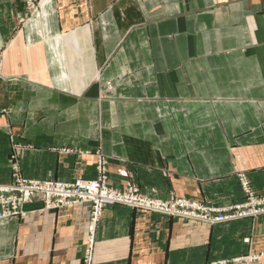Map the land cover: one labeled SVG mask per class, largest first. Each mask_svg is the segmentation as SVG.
Wrapping results in <instances>:
<instances>
[{
  "label": "crops",
  "instance_id": "crops-1",
  "mask_svg": "<svg viewBox=\"0 0 264 264\" xmlns=\"http://www.w3.org/2000/svg\"><path fill=\"white\" fill-rule=\"evenodd\" d=\"M23 13V0H0V184L9 130L31 145L28 179L95 180L101 153L110 186L149 197L240 203L239 174L264 192V0H48L18 29ZM29 209L0 221V264H80L92 205ZM248 250H264V216L210 225L111 205L93 264Z\"/></svg>",
  "mask_w": 264,
  "mask_h": 264
},
{
  "label": "rangeland",
  "instance_id": "rangeland-1",
  "mask_svg": "<svg viewBox=\"0 0 264 264\" xmlns=\"http://www.w3.org/2000/svg\"><path fill=\"white\" fill-rule=\"evenodd\" d=\"M33 1L34 3H31ZM48 0H23L24 13L18 18L17 28L23 29L25 24L31 18V16L37 12ZM3 75L0 72V79ZM15 79L13 77H7L8 84H14ZM9 113V109L6 106H0V115H6ZM7 145H8V179L7 182L0 184V221L21 220L26 217L31 210L29 206L40 204L41 209L44 210H57L65 207L76 206L79 204H91L92 215L88 227V238L85 243L84 259L87 255V249L89 248L91 240V227L94 224L96 217V201L95 200H83V197L90 194L88 188L95 187L99 194L107 192L108 194L118 193L122 196H129L133 200L135 205H127L122 202H116L114 204L106 205H122L128 206L134 209L146 210L156 214H163L174 218H181L188 221H196L210 225L229 224L239 220H256L264 216V192H259L249 181L245 174H239V181L243 191L244 199L240 203L232 205H214L205 204L197 200L187 199L183 197H177L174 195L169 196L167 199H159L158 197H149L143 193L142 189L136 184H130L125 189L113 188L109 185V172L108 162L105 156L101 153L97 154V178L95 180H83L79 179L74 182L66 183L54 180H36L26 178L20 168L19 154L20 150L31 147L30 144H23L15 139V136L11 131L7 133ZM80 184L84 187L80 188ZM88 187V188H85ZM72 193L70 197H65L62 192ZM56 192L53 194V192ZM52 192V193H50ZM92 192V191H91ZM100 198H97L99 201ZM190 201L195 206L199 207L197 211H190L187 215H169L159 211H153L151 209L162 208L164 210H171L172 208H179L181 201ZM59 204V206H57ZM62 204V205H61ZM105 206V207H106ZM104 207V208H105ZM151 209H147V208ZM100 213L98 220L96 221V227L99 223L103 210ZM212 210L214 211L212 213ZM211 211V212H210ZM182 212V208H181ZM207 212V213H206ZM184 213V210L183 212ZM206 213V214H205ZM204 215V216H202ZM208 215V216H205ZM206 217V218H205ZM207 219V220H206ZM247 244H250L249 238ZM95 247V234L93 238L92 257L94 256ZM222 260H262L264 263V250L260 252H253L248 250L246 254L233 256ZM221 261V260H220Z\"/></svg>",
  "mask_w": 264,
  "mask_h": 264
},
{
  "label": "built area",
  "instance_id": "built-area-1",
  "mask_svg": "<svg viewBox=\"0 0 264 264\" xmlns=\"http://www.w3.org/2000/svg\"><path fill=\"white\" fill-rule=\"evenodd\" d=\"M30 2L34 3L33 1H30ZM83 187H84V185L80 184V188L79 189H81ZM85 188H88V187H85ZM88 189L90 190V194L84 196L83 200H85V201H87V200H95L96 203L98 202L96 204V212H95L97 214H96V217H94L95 221H94V224H92V227H91V240H90V244L91 245L87 249V255H86L85 260H82V262L80 264H93V260H91L92 249H93V238H94V234H95L96 221L98 220V217H99L100 213L102 212V209L106 205L114 204L116 202H122V203H125L127 205H135L134 203H132L133 200L130 199L129 196L128 197L127 196H122V195H120L118 193H116V194L114 193L113 194V192L108 194L105 191L102 192V194L100 195L99 192L97 191V189H95V187L88 188ZM50 193H52V192H50ZM55 193L56 192L54 191L53 194H55ZM59 194H62L65 197H70L72 195V193H69V191L68 192L65 191V192H62V193H59ZM97 198H100V200L97 201ZM57 206H59V204ZM144 208H147V207H144ZM181 208H182V212L184 210V213L181 212ZM147 209H151V208H147ZM151 210L163 212V213H166V214H169V215H174V216H179V215H183L184 214V215H187L188 217H191V216H189L188 213L190 211L193 212V211L199 210V207L195 206L192 202L186 200V202L185 201H181L180 202L179 208L173 207L172 211L171 210H164L162 208H155V209H151ZM213 212L214 211L212 210V213ZM202 216H204V215H202ZM205 216H208V215H205ZM209 264H264V263L262 262V260H221V261L211 262Z\"/></svg>",
  "mask_w": 264,
  "mask_h": 264
}]
</instances>
